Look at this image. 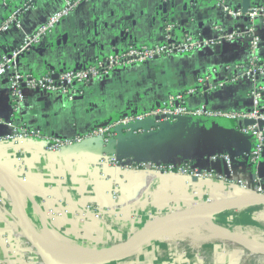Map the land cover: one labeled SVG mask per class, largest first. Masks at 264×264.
Here are the masks:
<instances>
[{
  "label": "crops",
  "instance_id": "obj_1",
  "mask_svg": "<svg viewBox=\"0 0 264 264\" xmlns=\"http://www.w3.org/2000/svg\"><path fill=\"white\" fill-rule=\"evenodd\" d=\"M65 1L0 0V23L20 9L15 24L0 37V57L64 7ZM250 1L252 6L264 5V0ZM224 2L235 8L241 6L242 0ZM162 4L164 7H160ZM245 25V18L229 19L212 0H81L39 44L21 55L16 68L24 74L43 76L69 67H84L130 46L155 45L166 38L171 43L185 37L206 42L220 35L219 28L223 34H231ZM254 31L259 37L257 54L264 64V22L257 20ZM248 58L246 37L219 41L186 53L172 52L118 66L105 76L77 85L71 99L29 92L15 111L5 75L0 78V139L20 126L58 138L84 136L98 124L152 111L176 94L184 95L189 109L205 106L213 111H247L253 84L230 83L226 68ZM262 83L264 87V75ZM191 89L194 92L188 94ZM242 126L241 120L184 118L141 135L118 131L106 147L101 142L88 141L77 150L66 149L60 154L40 152L41 142L34 141H29L33 144L30 150L18 152L14 142L5 141L0 143V162L23 186L22 205L35 231L39 228L37 218H41L61 239L88 245L98 252H112L142 232L122 253L93 263L119 264L124 252L140 251L178 223L148 228L157 217L179 208L185 210L192 202L208 197L228 200L241 195L232 189L228 197L229 185L217 178L203 184H185V180L169 175L147 171L127 174L108 165L99 166L101 159L114 155L120 160L193 162L198 168L218 169L221 165L209 157L227 153L232 157L236 178L264 182V148L259 162L252 164L247 156L252 137L240 131ZM18 153L23 155L19 166L15 159ZM114 187L119 195L116 200L110 197ZM6 189L0 184V264H46L28 238L27 229L19 223L20 209L12 208ZM199 203L196 207L206 204ZM86 207L89 214L98 211L101 215L94 218L88 214L79 219V211ZM106 209L114 212L106 213ZM140 240L141 244L136 245ZM133 264H140V259Z\"/></svg>",
  "mask_w": 264,
  "mask_h": 264
},
{
  "label": "built area",
  "instance_id": "obj_2",
  "mask_svg": "<svg viewBox=\"0 0 264 264\" xmlns=\"http://www.w3.org/2000/svg\"><path fill=\"white\" fill-rule=\"evenodd\" d=\"M81 0L73 2L65 1L64 7L53 12L48 20L38 26L31 34H26L20 44L14 49L5 53L0 57V78L8 76V86L13 111L19 109L20 104L29 92H42L46 94H57L72 98L77 93V85L97 79L101 76L109 74V72L118 66H129L137 63L145 62L147 59L160 55H167L172 52L186 53L193 49H199L207 45H214L219 41H232L237 38L246 37L249 46V58L246 62L234 64L227 67L230 83L237 84L240 82H251L252 88L249 92L250 108L247 111H213L205 106L189 109L184 102L183 94L170 96L168 100L156 109L137 115H125L116 118L113 122H105L93 127L84 136H73L71 138H58L57 136H46L38 129H26L24 127L14 128L13 132L7 135L1 142L9 141L23 144L25 141L41 142L43 146L40 152L48 154H60L66 149L81 144L85 140L100 138L102 145L108 146L110 141L115 137L118 131L141 135L151 132L160 125L176 122L178 119L184 118H213L228 122L251 121L252 124L244 125L240 131L252 137V146L247 152L250 162L257 164L264 148V106L262 104V96L264 87L262 83L264 75V64L261 62L257 49L259 46V37L254 31V25L257 20L264 22V5L250 6L246 13L242 12L241 7L227 6L224 0H212L217 6H220L225 15L231 20H239L245 18L246 25L242 30L234 31L231 34H223L219 28L220 35L213 40L206 42L193 41L189 37L175 43H171L166 38L164 42L155 45L130 46L125 50L114 52L110 55L99 57L84 67H69L61 71L50 72L43 76H32L24 74L17 70V60L22 54L28 52L50 32L59 21L67 17L72 7ZM20 9L10 14L0 23V37L5 34L15 24ZM200 81H203L201 79ZM193 89L188 91L192 94ZM154 120V125H149L143 129H132L131 126L138 122L146 120ZM131 127V128H130ZM23 150H20L21 152ZM16 154L18 166L22 163L23 155ZM103 157L99 162V166L108 165L109 168L121 172L135 173L139 171H147L155 175L172 176L185 180V184H203L212 179L217 178L220 183L229 185L227 194L233 188H241L245 195L259 196L264 195V182L257 178L251 180L236 178L233 172L232 157L227 153H216L209 157L211 162L220 164V168H198L192 162H167L156 164L153 161H134L131 159H118L117 157ZM224 169L225 172H220ZM259 194V195H258ZM110 197L116 200L118 190L116 187L111 188ZM207 201L214 200L213 197L206 198ZM87 209H82L78 213V218L83 220L89 214ZM94 218H98L101 214L98 211L90 212Z\"/></svg>",
  "mask_w": 264,
  "mask_h": 264
},
{
  "label": "rangeland",
  "instance_id": "obj_3",
  "mask_svg": "<svg viewBox=\"0 0 264 264\" xmlns=\"http://www.w3.org/2000/svg\"><path fill=\"white\" fill-rule=\"evenodd\" d=\"M146 161L151 160L145 159L140 162ZM261 195L263 194L259 196ZM234 200V197H229L225 202H218L220 199L218 201L212 200L214 203L207 201V199L192 202L191 206L183 211L182 220L177 223L178 225L182 224L181 227L184 226L183 230L173 233L165 239L163 232L159 239L151 241L144 248H140V251L124 252L119 264H133L139 259L140 264H264V204L234 207L229 204ZM201 201L206 202L205 206L196 207ZM219 205L223 208H229L214 215H205L207 214L205 212L214 207H219ZM18 208L20 209V207ZM19 212L21 213V209ZM105 212L113 213L114 211L106 209ZM18 221L20 224L22 223L20 218ZM198 223L200 224L198 225ZM25 224L23 222L21 225L24 227ZM211 225L224 228L223 231L229 237L224 239L212 237L208 231ZM31 227L33 226L31 225ZM140 227L143 228L145 225ZM166 229L162 228V230ZM232 234L243 237L241 239L231 238ZM28 238L30 239L29 235ZM40 253L46 263L42 252ZM108 264L112 263L109 262Z\"/></svg>",
  "mask_w": 264,
  "mask_h": 264
},
{
  "label": "bare ground",
  "instance_id": "obj_4",
  "mask_svg": "<svg viewBox=\"0 0 264 264\" xmlns=\"http://www.w3.org/2000/svg\"><path fill=\"white\" fill-rule=\"evenodd\" d=\"M0 184H2L4 187H7L10 190V192L16 196L15 197L16 205L21 209V213L20 212L18 213L20 216L19 218L20 220H22V223L23 222L26 223L23 228L27 229L26 232L28 233L31 241L34 242L38 250L42 252L43 256L46 259V264H63V262L65 261L67 262H78V261L93 262L96 260L98 261L101 259H105L106 257H108L109 254L114 253L113 251L117 250L120 247V246L115 247V249L112 252H106V251L98 252L97 250H94L82 244H77L75 242H70V241L67 242L61 239L60 237H58L53 232H51L47 226L46 221L41 218H37L39 228L38 231H35V228L31 227L32 224L26 218V210L22 205L21 195H22V190H24L23 186L4 168H0ZM233 189L239 192L238 189L236 188ZM234 199H235L234 201L229 202V204H232L234 207H244V206L250 207V206H257L264 204V200L260 198H246L242 196V197H237V199L236 198ZM221 205L226 206L228 204H221ZM221 205H219V207L218 206L214 207L210 211L208 210L207 212H205L207 213L206 215H214L220 213L225 209ZM200 223H198V225ZM181 225L182 224L180 225L177 224L176 226L173 225L172 227H170L166 232H164L165 234L164 238L170 237L173 233L183 230L184 226L181 227ZM223 229L221 227L211 225L208 228V231L210 232L211 236L214 238H220V239L228 238L229 236L225 233V231H223ZM234 237L237 239H241L243 236L240 237V235L232 234L231 238ZM141 242L142 240H140L136 245L139 246Z\"/></svg>",
  "mask_w": 264,
  "mask_h": 264
},
{
  "label": "water",
  "instance_id": "obj_5",
  "mask_svg": "<svg viewBox=\"0 0 264 264\" xmlns=\"http://www.w3.org/2000/svg\"><path fill=\"white\" fill-rule=\"evenodd\" d=\"M250 6H252V2L250 0H242L240 7L242 9V12L243 13H246L247 9ZM160 7H164V5L162 4ZM245 21H246V19H245ZM217 48H218V46L216 47V49ZM65 69H68V68H65ZM243 124L244 125H248V124H252V122L251 121H244ZM149 125H151V126L154 125V120L153 119L146 120V121H143V122H138V123H136L135 125H133L131 127H132V129H143V128H146ZM88 141L101 142V139L100 138H96V139L85 140L81 144L76 145V146H73V147H71V148H69L67 150H77L78 148H80L81 146H83V144H85ZM31 146H33V144H31L28 141H25L23 144L18 143L16 145V149L18 150V152L20 150H23V152H27V150H30V147ZM15 159H17L16 156H15ZM0 168H4V169H6L9 172V170L7 169V167L5 165H3L1 162H0ZM236 189H238V191L240 192V194L243 197H246V198H260V199L264 200V195H261V196H248V195H245L244 191L241 188H236ZM6 190H7L6 192H7L8 198H9L10 205L12 206V208L14 210H15V208L17 209V205H16V202H15V197L16 196L13 193H11L8 188ZM227 195L229 197L230 193L227 194ZM225 201H227V200H225ZM225 201H221L220 200L218 202H225ZM227 208H229V207H227ZM227 208H225V209H227ZM185 210H181L179 208L177 211H175L173 213H170V214H167L166 216L157 217V219L154 221V223L150 224V227L153 226V225H155V224L168 225V224H171V223L176 222V221L178 222L179 220H182V216H183L182 214H183V211H185ZM157 221H159V222H157ZM141 233H139V232L136 233L134 238H131L130 240L126 241L125 243H123L122 245H120V247L118 246L119 248L117 250L113 251L114 253L109 254L107 258H111V257H113V256H115V255H117L119 253H122L128 247V245L131 244L134 241V239L136 237H138L139 234H141ZM95 262L96 261H93V262H88V261L67 262V261H65V262H63V264H93Z\"/></svg>",
  "mask_w": 264,
  "mask_h": 264
}]
</instances>
